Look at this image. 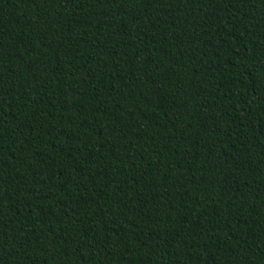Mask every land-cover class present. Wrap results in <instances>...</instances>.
I'll return each mask as SVG.
<instances>
[{
  "label": "trees",
  "instance_id": "trees-1",
  "mask_svg": "<svg viewBox=\"0 0 264 264\" xmlns=\"http://www.w3.org/2000/svg\"><path fill=\"white\" fill-rule=\"evenodd\" d=\"M0 264H264V0H0Z\"/></svg>",
  "mask_w": 264,
  "mask_h": 264
}]
</instances>
